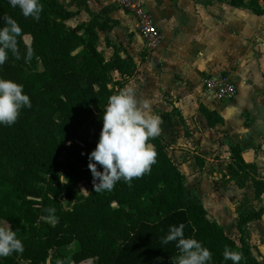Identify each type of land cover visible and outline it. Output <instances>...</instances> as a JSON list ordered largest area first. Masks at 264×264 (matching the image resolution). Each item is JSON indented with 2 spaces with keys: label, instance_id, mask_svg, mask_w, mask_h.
Returning <instances> with one entry per match:
<instances>
[{
  "label": "trees",
  "instance_id": "16d2710c",
  "mask_svg": "<svg viewBox=\"0 0 264 264\" xmlns=\"http://www.w3.org/2000/svg\"><path fill=\"white\" fill-rule=\"evenodd\" d=\"M97 1L40 0L42 11L33 19L9 0H0V26L8 16L21 28L20 59L9 53L0 77L22 83L32 105L21 109L13 125H0V219L23 242L22 252L0 257V264H80L90 259L94 264H173L175 242L160 241L170 225L179 223L185 237L211 251V264H232L223 259L225 246L242 254L239 264H260L247 232L264 207L239 212L238 242L186 184L160 135L150 139L157 156L148 173L133 178L131 185L121 179L110 192H93L87 154L99 138L108 97L123 89L136 70L133 56L124 57L123 48L109 37L118 22L93 9ZM260 1L248 0V5L264 14ZM27 48L33 55L25 62ZM200 110L210 126L223 120L203 105ZM229 152L230 177L241 188L250 179L260 198L264 178L257 164L246 162L238 145H230ZM196 159L201 167L202 159ZM97 168L102 170L99 164ZM81 182L89 186L86 195L74 187ZM60 195L72 205L66 207ZM49 207L53 214L45 211ZM75 241L78 247L67 261L60 249Z\"/></svg>",
  "mask_w": 264,
  "mask_h": 264
},
{
  "label": "crops",
  "instance_id": "0c3cea01",
  "mask_svg": "<svg viewBox=\"0 0 264 264\" xmlns=\"http://www.w3.org/2000/svg\"><path fill=\"white\" fill-rule=\"evenodd\" d=\"M145 1L162 34L153 49L146 47L134 16L116 0L92 2L93 9L118 22L109 37L123 48L124 57L134 58L136 70L124 88L131 87L138 100H148L150 110L160 115V136L171 156L173 148L177 157L188 147L210 148L216 145L215 133H224L230 145L240 146L246 162L257 164L264 178L259 168L264 154V14L254 12L248 0L241 5L218 0ZM260 4L264 7L263 1ZM215 74L234 82L233 98L220 99L205 90L204 77ZM201 105L219 114L222 122L210 126ZM190 165L189 172L178 165L185 182L189 174L196 177L206 170L194 162ZM259 221H264V214L248 223L247 242L252 224ZM254 239L263 236L257 232Z\"/></svg>",
  "mask_w": 264,
  "mask_h": 264
},
{
  "label": "clouds",
  "instance_id": "9594fccd",
  "mask_svg": "<svg viewBox=\"0 0 264 264\" xmlns=\"http://www.w3.org/2000/svg\"><path fill=\"white\" fill-rule=\"evenodd\" d=\"M13 8H18L24 17L39 19L42 11L40 0H9ZM21 28L11 17H4V26H0V65H3L11 53L20 59L17 38ZM33 55L27 48L24 60L28 62ZM23 84L0 77V125H13L22 108H30L29 95L23 91ZM162 119L150 110L148 100L137 99L134 90L126 86L108 97L102 114V128L96 146L88 154V168L91 172L95 193L112 191L121 179L131 185L133 178H139L151 170L156 163L157 153L151 138L160 135ZM83 154V153H82ZM97 164L102 170H98ZM63 182L62 179H60ZM53 214L54 208H46ZM184 224L169 226L168 233L161 238V245L175 242L178 255L172 258L173 264H211L212 253L194 237H185ZM23 251V242L10 226L0 225V257L13 252ZM224 260L239 264L242 254L228 246L222 253ZM60 264V261H57Z\"/></svg>",
  "mask_w": 264,
  "mask_h": 264
},
{
  "label": "rangeland",
  "instance_id": "374dc122",
  "mask_svg": "<svg viewBox=\"0 0 264 264\" xmlns=\"http://www.w3.org/2000/svg\"><path fill=\"white\" fill-rule=\"evenodd\" d=\"M144 3L146 4L145 0ZM146 7L148 8L147 4ZM82 15L83 17H86L85 14ZM25 40L28 43L31 41L29 36H26ZM189 135L191 136L193 134ZM215 135L217 136L215 138L216 145H211L210 148L201 150L200 148L198 149V147H188V150L182 149V155H179L178 157L175 148L170 151L177 164L188 172L191 171V162H194L199 168H201V170H203L202 168L204 167L206 168L205 172L200 176L192 177V175L189 174V178L186 179V184L195 188L202 198L209 215L224 227L228 235L239 242L236 226L239 212L264 207V194L261 198H256L250 179L247 180L246 186L241 188L230 177L228 172V165L230 163V143L227 138L228 136L224 133L220 134L218 132L217 134L215 133ZM257 149H255L256 153L259 151ZM259 149L260 151L262 150L261 148ZM196 157L202 159L203 164L201 167L198 164ZM260 162L261 165L259 168L264 172V154L262 155ZM74 187L77 188L80 193L84 195L88 194L89 186L86 182H81L77 187ZM59 198L66 207L72 205L68 203L64 195H60ZM0 225L9 226L8 223L2 219H0ZM257 232L263 236V240L261 239L258 241L254 239V237L257 236ZM250 234L251 238L248 234V242L251 245L254 254L259 260H261V264H264V221H259L258 224H252ZM260 243L263 245L261 248L262 252L258 249ZM77 247V241H75L69 245L61 247L60 250L64 254L65 259L70 261V257ZM80 264H94V260L90 259L81 262Z\"/></svg>",
  "mask_w": 264,
  "mask_h": 264
},
{
  "label": "built area",
  "instance_id": "2783aa9c",
  "mask_svg": "<svg viewBox=\"0 0 264 264\" xmlns=\"http://www.w3.org/2000/svg\"><path fill=\"white\" fill-rule=\"evenodd\" d=\"M118 6L131 13L136 27L148 49H153L162 40L153 16L146 7L144 0H116ZM205 90L220 99H230L237 94V87L229 76L222 74L207 75L203 79Z\"/></svg>",
  "mask_w": 264,
  "mask_h": 264
}]
</instances>
